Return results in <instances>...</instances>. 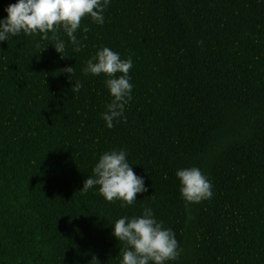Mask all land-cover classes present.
I'll use <instances>...</instances> for the list:
<instances>
[{"label":"trees","instance_id":"trees-1","mask_svg":"<svg viewBox=\"0 0 264 264\" xmlns=\"http://www.w3.org/2000/svg\"><path fill=\"white\" fill-rule=\"evenodd\" d=\"M103 16L82 19L79 52L62 28V54L51 32L0 41V264H121L115 221L149 207L182 249L165 264H264V0H109ZM103 47L133 62L112 128L108 77L82 72ZM113 150L147 188L133 205L81 191ZM192 167L210 199L182 198Z\"/></svg>","mask_w":264,"mask_h":264},{"label":"clouds","instance_id":"clouds-1","mask_svg":"<svg viewBox=\"0 0 264 264\" xmlns=\"http://www.w3.org/2000/svg\"><path fill=\"white\" fill-rule=\"evenodd\" d=\"M108 4L109 0H18L5 9L8 15L0 20V41L21 32L26 35L43 34L42 39H48V33L51 32L52 39L56 40L54 48L62 54L65 43L55 35L62 28L75 46L74 51L79 52L81 45L75 33L82 19L90 16L95 23L103 25V13ZM83 31L88 32L89 29L84 27ZM132 67L131 57L122 60L118 53L103 47L82 69L84 75L105 74L108 77L106 86L113 99L102 114L108 128L114 127L113 121L123 116L125 105L132 99L133 85L129 76ZM63 71L74 74L72 66ZM81 87L82 83L76 81L72 91L79 92ZM126 157L124 150L103 153L93 168V177L85 180L81 191L87 192L98 185L99 194L108 202L119 199L123 201L121 207L133 205L136 194L146 192L147 188L143 178L134 173ZM176 176L180 181L181 196L187 203H199L212 197V185L199 168L178 170ZM113 234L126 245L121 264H165L178 259L182 251L173 230L165 228L162 221L158 222L150 207L145 208L140 217L129 219L125 216L116 220Z\"/></svg>","mask_w":264,"mask_h":264}]
</instances>
